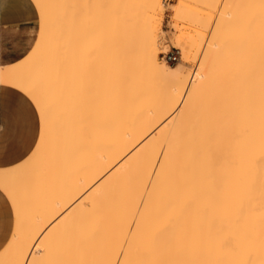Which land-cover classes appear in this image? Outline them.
<instances>
[{
  "label": "bare ground",
  "instance_id": "obj_1",
  "mask_svg": "<svg viewBox=\"0 0 264 264\" xmlns=\"http://www.w3.org/2000/svg\"><path fill=\"white\" fill-rule=\"evenodd\" d=\"M32 1L40 36L0 85L35 103L41 134L0 167V264H264V0L174 6L242 7V37L223 17L193 72L160 58L165 0ZM182 47L187 63L202 46Z\"/></svg>",
  "mask_w": 264,
  "mask_h": 264
},
{
  "label": "crops",
  "instance_id": "obj_2",
  "mask_svg": "<svg viewBox=\"0 0 264 264\" xmlns=\"http://www.w3.org/2000/svg\"><path fill=\"white\" fill-rule=\"evenodd\" d=\"M40 30L38 9L32 0H0V66L11 65L25 58L35 47ZM24 100L30 102L38 117L37 138L31 151L28 149L33 143V136L25 130L18 109ZM40 134L41 116L35 103L17 88L0 85V167L24 161L35 149ZM0 193H3L0 196V212L5 217L4 228L0 229L1 251L10 240L15 213L7 195L1 190Z\"/></svg>",
  "mask_w": 264,
  "mask_h": 264
},
{
  "label": "rangeland",
  "instance_id": "obj_3",
  "mask_svg": "<svg viewBox=\"0 0 264 264\" xmlns=\"http://www.w3.org/2000/svg\"><path fill=\"white\" fill-rule=\"evenodd\" d=\"M182 1L181 0H165V3L167 5V12L165 14L164 17V22L162 25V28L166 30L165 35L167 37V42L168 44L171 45V48L169 50V52H173V53H177L179 52L180 55V59L175 61V62H171L173 64H177V63H184L186 65V69H188L189 71H194L198 65H200L201 61L203 60L202 57H204L203 55H205V53L207 52V50L210 48H208V46H210V44L212 43V40L214 41L215 38L218 35V28H219V24L224 20V18L231 23V26L234 25L235 26V30L233 31V27H231L232 30V36L236 37V38H241L242 35L244 34L240 29L241 27V22L238 19V17H240L241 13H242V7L240 5H231L230 7H223L220 8L218 11H215V13L210 12L209 9L205 6L202 7L204 5H200V6H196V10L188 8L186 10V12H184V16H180L182 18L179 19V16L175 18L176 15V11L175 7H178L180 5ZM169 5V6H168ZM178 5V6H176ZM173 8V9H172ZM207 8V9H206ZM38 9V8H37ZM248 10V9H247ZM227 12V15H226ZM249 10L247 11V15H248ZM39 13V11H38ZM213 15V17H212ZM212 18H211V17ZM229 18H228V17ZM224 17V18H223ZM40 18V15H39ZM223 18V19H222ZM178 19V29L177 27H174V24L177 23L176 20ZM232 19V20H231ZM40 23L42 26V22H41V18H40ZM41 32V30H40ZM240 32V33H239ZM242 32V33H241ZM161 36L164 34V32L162 31ZM241 35V36H237V35ZM180 39V40H179ZM249 39L248 35L246 33V35H244L243 40H245L244 42L246 43V40ZM166 39H162V44L163 47H161V53H160V58L162 60H165L163 58V50L165 52V47H164V41ZM192 40H197L199 42V44L202 46L201 47V51H199L198 56L196 58V60L191 61V62H187L185 63L183 60V45H186L188 43H190V41L192 42ZM242 40V39H241ZM177 41H181V45H177ZM248 42L245 45L247 52L249 53V40H247ZM176 43V44H175ZM244 47V48H245ZM248 48V49H247ZM245 50V51H246ZM243 53V59L244 60H249V54L247 52ZM197 52V51H196ZM247 54L248 59H245L244 55ZM183 60V61H182ZM247 63V61H246ZM33 152V151H32ZM15 231V223L13 220V231L12 234ZM11 234V235H12ZM4 249V247L2 248ZM2 251V250H1Z\"/></svg>",
  "mask_w": 264,
  "mask_h": 264
},
{
  "label": "snow or ice",
  "instance_id": "obj_4",
  "mask_svg": "<svg viewBox=\"0 0 264 264\" xmlns=\"http://www.w3.org/2000/svg\"><path fill=\"white\" fill-rule=\"evenodd\" d=\"M19 114L22 117L24 124H25V130L31 132L33 136V143L29 145V151H31L32 147H34V141L37 138V130H38V117L37 113L34 111L33 106L30 104L29 101L24 100L20 105H18ZM27 155V152L25 153ZM23 158V157H22ZM3 193H0V196H2ZM4 221L5 217L0 212V229L4 228ZM3 245L0 244V247Z\"/></svg>",
  "mask_w": 264,
  "mask_h": 264
},
{
  "label": "built area",
  "instance_id": "obj_5",
  "mask_svg": "<svg viewBox=\"0 0 264 264\" xmlns=\"http://www.w3.org/2000/svg\"><path fill=\"white\" fill-rule=\"evenodd\" d=\"M163 58L169 62H175L180 59V55H179V52L177 53L163 52Z\"/></svg>",
  "mask_w": 264,
  "mask_h": 264
}]
</instances>
